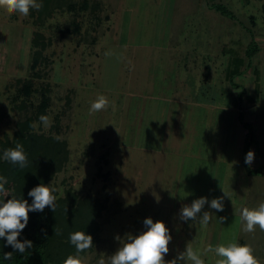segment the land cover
<instances>
[{
	"label": "rangeland",
	"instance_id": "1",
	"mask_svg": "<svg viewBox=\"0 0 264 264\" xmlns=\"http://www.w3.org/2000/svg\"><path fill=\"white\" fill-rule=\"evenodd\" d=\"M37 2L41 4L39 10L32 8L27 16L10 11L0 2V107L6 112L5 123L0 125V138L3 133L11 136L15 130L16 105L22 100L34 105L37 132L48 133L62 120L70 150L69 165L62 178L80 194H97L107 200V220L91 252L81 256L83 264H99L101 259L107 264V257L119 247L117 238L137 233L146 217L163 221L170 231L172 240L165 260L175 259L191 246L204 264H215L217 257L208 251L209 245L215 247L216 243L240 240V244L250 245L253 255L264 264V230L257 225L255 231H245V222H239L242 218L233 214L235 209L241 213L242 207L254 208L264 201V0ZM214 4L225 5L236 20L230 21L210 9ZM36 33L43 36L38 44L43 43L45 48L40 64L31 68L32 39ZM231 41H240L234 51L242 54L250 42L254 41L259 47L250 59L251 66L235 79L244 91L241 102L236 98V90L224 80L228 62L221 49ZM196 44L198 47H194ZM158 55L164 64L150 81L156 87L155 94L160 93L159 98L167 100L166 93H161L167 90L159 88L168 86L172 88L169 92H174L171 96L176 103L190 95L193 101L185 103L186 106L197 105L185 113L186 117L191 115L195 128L194 151L201 146L204 148L207 142L211 143L207 147H212L214 138L221 143L224 137L220 132L224 128L230 130L233 142L235 137L239 139L236 138L234 144L236 150L226 145L227 160L220 169L224 172L220 171V176L213 161L205 164L204 160L187 159L189 164L183 168V162L181 165L172 160L179 168L168 169L165 167L170 165V160L164 159L153 169L146 165L141 153L138 154V141L143 135H137L140 128L134 106L143 78L146 83L150 82L147 74L141 71L139 78L129 66L135 60V67H139L146 57ZM202 56L211 61L206 63V68L203 66V76L209 75L208 78L205 75L204 80L198 62L193 73H167L166 67L173 63L177 66L183 60L189 67L191 61ZM172 57H175L173 61ZM17 79L33 82L29 96L22 92L21 84H15ZM205 81L223 84L224 88L207 89ZM224 92L231 93V102L228 103ZM99 95L107 97L108 104L99 111H91L90 106ZM67 100L71 102L70 111L65 106ZM232 103L234 107L240 104L249 131L237 123V110L235 114L227 110ZM204 104L212 105L213 109L210 111ZM42 115L48 116L49 126L40 120ZM112 116L114 118L110 119ZM191 134L183 136L187 140L188 136H193ZM165 136L171 139L169 129L165 130ZM247 141L249 151L254 153L248 165L261 171L257 176H249L242 163L239 167L234 165L249 152L243 151ZM201 151L205 155L206 151ZM195 154L198 159L204 156ZM194 165L198 170L202 167V173L197 171L191 178ZM210 174L220 184L224 179L223 192L217 193V187L216 191H204L207 189L204 179ZM213 182L211 179L209 184ZM215 195L223 197L224 210L217 212L206 204L202 212L207 210L211 214L206 225L199 219L187 222L180 219L182 207L199 197L211 200ZM215 217L219 221L220 217L226 219L217 224ZM11 249L14 250L12 246ZM29 250L32 246L25 252ZM181 264H191V261Z\"/></svg>",
	"mask_w": 264,
	"mask_h": 264
},
{
	"label": "trees",
	"instance_id": "2",
	"mask_svg": "<svg viewBox=\"0 0 264 264\" xmlns=\"http://www.w3.org/2000/svg\"><path fill=\"white\" fill-rule=\"evenodd\" d=\"M210 9L226 19L236 20L233 12L225 5L214 4L210 6ZM42 38L40 33H36L32 39L34 50L31 68L36 67L42 61L45 45L38 44ZM234 50L236 49L226 48L223 50L230 56L225 76L231 88L236 90L237 100L241 102L244 91H241L243 89L235 82V79L241 77L251 66L250 59L257 53L258 46L253 41L245 47L243 54L241 51ZM15 82L17 86L22 85L21 90L26 96L30 95L33 82L24 79H17ZM224 96L229 98L228 103L232 101L231 93H225ZM33 106L26 100L17 104L18 115L15 130L11 136L3 133L0 138V154L7 148H14L17 144H21L27 156L24 167L0 159V175L6 177L8 181L5 191L0 192V199L24 197L30 203L31 198L27 196L28 190L43 183L55 189L56 200L53 210L46 206L43 212H29L28 214V224L18 239L30 240L32 250L19 253L12 250L10 245H6L4 238H0V264H62L69 254H76L75 247L69 242V234L76 231H84L86 234H90L93 239L92 247L79 254L84 256L86 252H91L99 240L102 226L108 216L106 198L97 194H80L67 184L66 179L62 178L70 160V150L66 135L63 133L62 120L60 119L48 133L37 132L34 130V121L37 115L33 111ZM65 106L68 111L71 110L69 100L66 101ZM236 106L239 108L238 122L249 131L250 128L244 121L240 104H236ZM68 111L66 113H69ZM5 118L6 112L0 107V125L5 123ZM249 138L248 136L247 139ZM249 145L250 143L247 141L244 151H249ZM245 157L242 164L247 174L249 176L259 175L261 171L250 168L248 163H245ZM7 253H11V257L6 259L5 254Z\"/></svg>",
	"mask_w": 264,
	"mask_h": 264
},
{
	"label": "clouds",
	"instance_id": "3",
	"mask_svg": "<svg viewBox=\"0 0 264 264\" xmlns=\"http://www.w3.org/2000/svg\"><path fill=\"white\" fill-rule=\"evenodd\" d=\"M6 4L10 11L18 12L24 16L29 14L30 9L39 10L41 4L37 0H0ZM108 104V99L104 95L97 96L96 100L90 106L91 111H99ZM40 120L47 127L49 118L42 115ZM254 153L249 151L245 157V163H251ZM0 159L6 160L14 165L24 167L27 162L23 145L17 144L14 148H7L0 154ZM8 183L7 178L0 175V192L5 191V185ZM55 189L40 183L28 190L27 199L10 197L0 199V238H4L6 245H10L14 250L23 253L32 246V242L27 239H18L22 230L28 224L29 212H43L45 207L54 209L56 196ZM215 209L217 212L224 210L223 197H216L208 200L207 197H199L192 201L190 205H185L180 210V219L187 222L189 219H199L202 224H207L211 218L208 211L202 209L205 205ZM241 218L245 222L244 230L253 232L258 225L264 230V201L260 202L254 208L242 207ZM226 219L220 217V220ZM119 239L117 250L107 257V264H181L188 260L191 264H204L201 256L187 246L184 251L180 252L175 259L165 260V255L169 252V243L172 240L169 229L165 223L160 220L154 221L151 217L143 220V227L137 233H128ZM69 242L76 249V254H69L62 264H83L79 255L85 249L92 247L93 239L90 234L84 231H76L69 234ZM208 251L214 252L217 257L215 264H260L256 256L253 255V249L248 244L238 242L220 243L215 247L209 245ZM11 257V253L5 254V258ZM99 264H105L101 259Z\"/></svg>",
	"mask_w": 264,
	"mask_h": 264
},
{
	"label": "crops",
	"instance_id": "4",
	"mask_svg": "<svg viewBox=\"0 0 264 264\" xmlns=\"http://www.w3.org/2000/svg\"><path fill=\"white\" fill-rule=\"evenodd\" d=\"M230 21H235V20H230ZM238 42H240V41H237V42L231 41L229 46L226 44L223 45L222 49H221V53L225 54L223 50L226 48L235 49ZM124 44L126 45V43H124ZM194 47H198L197 44ZM199 47H202V46L199 45ZM225 55H226V60L229 64V57L230 56H229V54H225ZM159 56L160 55L148 56V58L146 57L145 60H143L141 63V65L143 63H145L143 65V69L141 68V65L139 67H135L136 61L134 60L132 63H130L129 69L135 70L136 71L135 74H137V76L139 78H141L140 77L141 71L145 76L147 74L149 82H150L151 80L155 79V73L159 70H162L161 65H162V63L164 64V61ZM171 59L173 61V59H175V57H172ZM164 60H167V58H165ZM197 62L199 64L200 71L202 73L203 66L205 65V68H206V66H207L206 63L211 62V61H208L205 58L203 59V56H202L199 60L191 61V66L188 67L189 63H184L182 60V62H179V65H177V66H174V63H173V65L166 67L167 73L175 72V71L176 72L190 71V73H193V67ZM204 76L202 73L203 80L205 78ZM206 76H207V78L209 77V75H206ZM145 80L146 79L143 78V81L140 83V84H143V87L140 88V91L141 90L142 91L140 92L137 90V94H138L137 95V102L135 103L134 107H135V113H136V122H138V127L140 128L137 135L138 136H140L141 134L143 135L142 138L140 139V141H138V148L137 147L136 148H137L138 154L141 153L142 159H144L146 165L147 166H153V169H156L155 167H157L158 162H160L161 160H164V159H169L170 165L169 164L166 165L165 168L170 169L172 167L179 168V166H174L172 164V160L174 162H180V163L183 162L184 165H182L183 163H181L182 166L180 165L181 167L184 166L183 168H185V166H187L189 164L187 162V159H190L194 162L199 161V160H204L205 164H206V162L212 164V161H213V164L215 165L216 171L217 170L219 171V172H217V174H218V176H220V171H222L220 169H223L225 167V164H226L225 162L227 160V158H226L227 157L226 145L229 146V148L233 147L236 150V148L234 147L235 146L234 144L237 143V141H236L237 137H235L234 142H233L230 130L226 131V129L224 128V131L221 129V132H220V133H222V135L224 137L223 141L221 143H220V139L214 138L212 140V142L214 143L212 147H207L208 144H211L208 142L205 143L204 148H202V146H201L202 143H198L201 146V149L194 151V147H195V143H196L194 140L195 128L192 126V121L190 119L191 115H188L186 117L185 113H187L188 111H192V108L194 106H197V105L186 106L187 104H185V103H187L188 101H190V102L193 101V100L192 101L190 100L191 99L190 95L188 97L183 96L181 103H176L177 101H175L173 96H171V95H174L173 94L174 92L173 93L169 92V90H172V88L171 87L168 88V86L164 89H161V87H160L159 90H167L166 92L161 91V93H166L165 95H167V96H165V97H169V98L167 100H165L163 98H159V97H161V94L160 93L155 94L154 90L156 87H153V82L152 83L151 82L146 83ZM224 80H226L225 74H224ZM160 84L162 86V83H160ZM214 84L215 83L212 84V83L205 81L204 87L208 86L207 89H209L211 87V90L213 89V87H216V88L223 87V84H222V86L220 84H216V85H214ZM229 86H230V84H229ZM138 92H140V93H138ZM206 92H208V90ZM207 94L208 93H206V97H207ZM231 105H232L231 107L228 106L229 108L227 110L231 111V113H234V114L236 113V110H237V114H238L239 113L238 106L234 107L233 103ZM204 106L206 108H209L210 111L213 109L212 105H210V106L208 105V107H207V105L204 104ZM189 113H192V112H189ZM234 114L232 117H234ZM113 118H114V116H112L110 119H113ZM236 118H238V117L236 116ZM237 123L240 124V122H237ZM161 129H164V132H161V134H160ZM168 129L170 130V134L172 135L171 139L169 137L167 138L165 136V130H168ZM190 132L192 133L191 135H193V136H191L190 138L188 136V138L186 140L184 138V136H186L187 133H190ZM245 138L246 137H244V139ZM237 140H239V139L237 138ZM223 143H224V145H223ZM167 145H169V147ZM197 146L198 145H196V147ZM202 149L206 151L205 155H204V152L201 151ZM135 151H136V149H135ZM243 151H244V147H243ZM161 152H163V154ZM165 152L167 153L166 156L164 154ZM195 153H197V154L201 153L204 156H200L199 157L200 159H198L196 157L198 155H196ZM236 153H237V151H236ZM240 158L241 157H239V159L236 160L237 163L234 162V165L236 167H239L240 163H243L244 158L241 160V162H240ZM184 159H185V161H183ZM207 159H209V160H207ZM192 168L194 170L189 175V177H191V178L194 177V175L196 174L197 171H200L202 173V167H200V170H198L196 165H194ZM244 170H245V168H244ZM148 175H150V174L148 173ZM215 175H216V172H215ZM209 176L210 177H208L207 180L204 179V185L207 186V189H204V191H216V189H217V191H216L217 193L223 192L224 188H223L222 184H223L224 179L221 180L222 184H220L219 180L216 181V179L213 178L214 177L213 174H210ZM211 179H213V181H214L213 185L209 184ZM167 182L169 183V181H167ZM209 185L211 187L213 186V188L210 189L208 187ZM218 185H219V187H218ZM215 187H217V188L215 189ZM241 188H242V186H241ZM216 197H220V196L215 195L214 198H216ZM229 204L230 203H228V205ZM228 205H227L226 209L228 208ZM204 208H206V205ZM234 213H236L235 215H237V217L241 218V214L238 210L237 211H236V209L233 210V214ZM215 219H216V217H215ZM215 219H214V222H216V223L218 222L217 224H219L220 222L223 221V220L219 221V219H216V220ZM239 222L244 223V221H242V219H241V221L239 220ZM213 233L215 234L214 231H213ZM238 242L241 243L240 240ZM217 244L218 243H216V245Z\"/></svg>",
	"mask_w": 264,
	"mask_h": 264
}]
</instances>
